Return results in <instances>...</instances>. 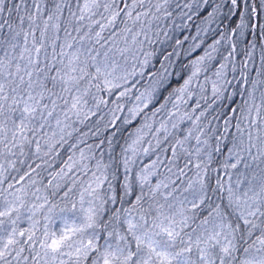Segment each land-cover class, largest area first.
<instances>
[{"label":"snow or ice","instance_id":"obj_1","mask_svg":"<svg viewBox=\"0 0 264 264\" xmlns=\"http://www.w3.org/2000/svg\"><path fill=\"white\" fill-rule=\"evenodd\" d=\"M0 264H264V0H0Z\"/></svg>","mask_w":264,"mask_h":264}]
</instances>
